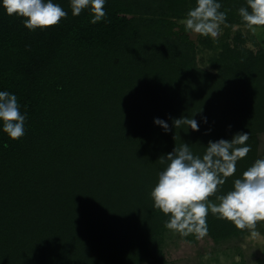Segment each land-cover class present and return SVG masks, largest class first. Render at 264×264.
Returning a JSON list of instances; mask_svg holds the SVG:
<instances>
[{"label":"trees","instance_id":"1","mask_svg":"<svg viewBox=\"0 0 264 264\" xmlns=\"http://www.w3.org/2000/svg\"><path fill=\"white\" fill-rule=\"evenodd\" d=\"M53 2L67 16L36 30L0 7V91L26 114L18 140L0 124V264H164L169 217L150 196L159 158L249 132L224 193L264 158V45L238 15L246 0H218L229 26L215 41L185 31L196 0H105L95 24L90 9ZM181 117L199 130L174 129ZM207 226L215 243L250 233L210 212Z\"/></svg>","mask_w":264,"mask_h":264},{"label":"clouds","instance_id":"2","mask_svg":"<svg viewBox=\"0 0 264 264\" xmlns=\"http://www.w3.org/2000/svg\"><path fill=\"white\" fill-rule=\"evenodd\" d=\"M105 0H70L73 16L88 8L95 24L106 17ZM9 16L24 20L29 30L46 29L59 24L67 12L53 0H0ZM218 0H196L183 21L185 31L214 41L226 23L227 12L221 11ZM242 22L252 32L264 28V0H246V6L238 9ZM26 114L20 111L17 97L0 91V124L12 140L25 134ZM154 123L165 132L169 125L159 119ZM187 125L193 131L199 125L192 117L173 119L172 127ZM249 132H238L231 140L209 141L203 155L195 154L189 144L182 143L172 152L159 158L166 165L158 174V180L150 192L154 208L168 216L165 227L181 236L194 235L202 239L208 235L209 212L231 222L239 230H249L258 236L257 224L264 221V158L255 160L242 175L233 181L232 189L224 193L223 185L235 175L237 162L247 156ZM215 197V200L210 199Z\"/></svg>","mask_w":264,"mask_h":264},{"label":"rangeland","instance_id":"3","mask_svg":"<svg viewBox=\"0 0 264 264\" xmlns=\"http://www.w3.org/2000/svg\"><path fill=\"white\" fill-rule=\"evenodd\" d=\"M242 31L247 34L245 28ZM248 32L253 38L262 40L264 45V28H260L256 33L249 29ZM188 34L193 40L201 37L189 32ZM247 45L254 48L250 39L247 40ZM195 56L199 65L204 67L209 65L208 54L205 51H198ZM263 150L264 132L259 135V152ZM256 230L259 232L258 236L254 237L250 232L238 240L231 239L219 243H215L208 235L197 239L194 235L184 237L170 230L166 232L162 242L166 257L164 264H264V221L257 224ZM149 261L140 264H152L151 260Z\"/></svg>","mask_w":264,"mask_h":264},{"label":"crops","instance_id":"4","mask_svg":"<svg viewBox=\"0 0 264 264\" xmlns=\"http://www.w3.org/2000/svg\"><path fill=\"white\" fill-rule=\"evenodd\" d=\"M211 238V237H210ZM211 240H212V238H211ZM212 242V241H211ZM236 249H237V246L235 247ZM238 250V249H237Z\"/></svg>","mask_w":264,"mask_h":264}]
</instances>
